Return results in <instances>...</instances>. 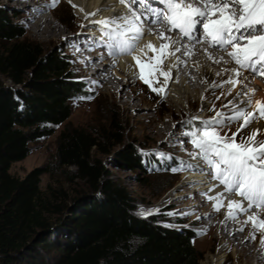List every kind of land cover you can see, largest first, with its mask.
Returning a JSON list of instances; mask_svg holds the SVG:
<instances>
[{
	"label": "trees",
	"instance_id": "1",
	"mask_svg": "<svg viewBox=\"0 0 264 264\" xmlns=\"http://www.w3.org/2000/svg\"><path fill=\"white\" fill-rule=\"evenodd\" d=\"M10 14L0 9V264H199L194 232L163 226L153 215L137 217L128 190L108 177L96 153L110 138L120 144L118 133L61 130L55 164L68 183L82 184L73 195L52 184L40 188L42 175L53 181L51 166L23 178L10 174L30 143L69 119L71 99L81 90L64 57L26 41ZM116 156L123 166L140 168L134 150ZM53 222L65 230H50Z\"/></svg>",
	"mask_w": 264,
	"mask_h": 264
},
{
	"label": "snow or ice",
	"instance_id": "2",
	"mask_svg": "<svg viewBox=\"0 0 264 264\" xmlns=\"http://www.w3.org/2000/svg\"><path fill=\"white\" fill-rule=\"evenodd\" d=\"M58 2L52 0L45 7H55ZM116 2L123 6L121 12L107 17L103 13L112 11L114 4L105 3L90 13L79 9L87 21L80 27L99 33L88 38L89 44L106 48L114 62L121 56L135 61L140 67L138 78L162 99L166 96L165 89L172 79L173 69L184 63L182 57L191 59L199 45H206L201 51L207 60L224 63L223 56L217 59L213 53H226L230 62L236 65L235 68L218 71L216 76L224 77L220 80L201 77L199 82L208 85L206 91H210L215 100L208 101L207 96L202 95V105L197 114L181 122L187 129L181 135L188 138L193 151L188 152L190 160L181 161L171 170L174 173L193 171L204 176L203 183L211 185L208 192L223 186L224 191L208 197L210 200L222 201L225 193L239 197L238 200H228L226 219L238 222L241 215H246L247 219L238 231L243 232L250 224L252 230L248 239L254 241L259 232L260 248L264 249V218L259 215L264 212V140L258 139L264 130L244 131L253 122L264 120V100L256 99L255 91L247 88L245 81L248 77L240 79L244 72L252 78L264 77V0H155L160 7H153V0ZM149 35L163 43L154 44L151 40L145 43L144 39ZM149 51L154 53L148 57L149 70L160 88H154L143 75V57ZM177 53L180 56H176ZM170 57L175 59L164 64ZM198 63L193 61L194 65ZM128 67L132 77L137 78L134 66ZM157 76L164 77L163 81ZM174 82L178 83V78ZM217 89L221 90L220 96L215 95ZM221 96L226 103L217 109L215 101ZM230 96L232 99H228ZM204 103H211L212 107L206 108ZM204 112H212L213 115L204 118ZM233 125H237L236 132H231ZM179 142L183 144L185 141ZM213 181L217 184H212ZM213 206L216 211L220 210L215 204ZM138 214L146 217L155 214V210H141ZM204 234L205 230L197 233Z\"/></svg>",
	"mask_w": 264,
	"mask_h": 264
},
{
	"label": "rangeland",
	"instance_id": "3",
	"mask_svg": "<svg viewBox=\"0 0 264 264\" xmlns=\"http://www.w3.org/2000/svg\"><path fill=\"white\" fill-rule=\"evenodd\" d=\"M19 1L21 0H0V9L6 11L9 16H11L10 13L14 14L12 21L22 29L26 41L38 45L42 50H56L59 52L64 57L69 77H72L71 81L79 83L81 90L80 93L75 94L71 99V115L69 119L57 127L54 134L49 138L30 143L29 155L24 160L13 163L9 170L10 174L23 178L28 172L37 167L51 166L54 173L53 181L50 180V176L42 175L40 188L45 190L49 184H52L53 186L62 187L73 195L74 189L79 190L82 184L76 186L68 183L65 180L64 173L55 164L56 144L61 130L69 127L84 128L93 132L105 130L107 133H118L121 139L120 144L110 138L108 144L103 147L104 150L96 153L97 159L109 173L108 177L118 181L128 190L134 199V214L137 217L147 218L153 215L157 217V221L163 226L194 232L196 239L193 241V247L200 254L201 261L199 264H208L210 256H214L222 244L216 236L218 230L214 229L212 232L208 230L209 225H214L213 218H216L217 214L210 216L207 212H202L201 210L193 211V199L190 197L193 189L184 182V177L190 173L189 171L174 173L171 169L177 167V164L164 167L158 162H165L168 165L171 162H175L176 158H178V161L190 160L188 152L193 151V148L191 143L187 142L188 138L181 135L186 130L182 127L181 122L197 114L202 105V95L207 96L208 101H214L215 96L210 91H206L208 87L200 88L198 90L199 101L197 103H191L189 107L177 110L168 99H162L160 94L154 92L138 78L140 75L139 66L136 67L135 71L137 78H133L130 81H123L120 77L115 78L117 84H113L114 93L109 95L99 89L100 83L96 81L92 74L87 75L83 72L85 68L82 67V60L77 58L78 55L74 47L81 41H88L87 38L91 37L92 34L96 36L98 34L90 32L88 27L81 28V24L76 23L77 17L71 4L65 0H59L55 7H45V5L51 4L52 0L38 1L35 7L41 8L39 15L49 16L54 25L62 30L60 35L57 34L58 36L56 35L55 38L48 39V37L41 35L40 32L36 34L31 32L32 23L25 20L26 17L31 15L27 10L19 7ZM27 1L34 9L33 1L35 0ZM87 47L90 48L88 45ZM103 49L104 47H102ZM84 53L88 57L96 54L97 57L94 62L97 65H102L104 61H112V58L107 59L103 51H93L90 48ZM153 55L150 54L149 57ZM143 61V75L152 83L154 88H160L161 85L155 83L152 79L153 73H150L149 70L150 62L145 58ZM151 63H154V61ZM115 70L116 67H110L108 71ZM90 72H94V70H90ZM248 77L250 78L249 81H252L253 78L250 74ZM157 78L163 81V77L157 76ZM2 82L5 86H12L8 80L2 79ZM16 88L24 90L22 87L17 86ZM256 89H258V86ZM25 91L28 92L27 90ZM121 93L127 97L119 100L117 97ZM220 94L221 90L217 89L215 95L220 96ZM234 95L235 92H233ZM228 99H232V97L230 96ZM224 103L226 101L221 96L220 100L215 101L216 108L221 109ZM204 107L211 108L212 104L204 103ZM211 115H213L212 112L203 113L204 118H208ZM134 116L140 118L136 123L137 125L135 124ZM144 116H147L150 120L145 121L143 119ZM115 123L119 128L115 126ZM158 124H168V133L159 134L152 132L153 130L142 131L139 128L140 126L148 125L155 129L158 128ZM253 125H257V128L264 130V120H258L244 131L250 132ZM236 130L237 125H233L231 132H236ZM224 131H228V129H224ZM231 132H229V135H231ZM258 139L264 140V134H261ZM181 140L185 142L181 144L179 142ZM124 148H130L135 151L139 159L140 168L130 169L118 161L116 153ZM154 161H157L156 164L158 166L153 164ZM66 171L74 173V168H68ZM84 193L86 195V191ZM202 197V194L199 195L197 200L201 201ZM141 210L145 212L155 210V214L147 215L146 217L141 216L138 214ZM169 213H172V215H169ZM243 217L244 215H241L238 220L243 219ZM235 222L232 221V224ZM52 225H58V228L63 231L66 228L61 222H53ZM202 230H205V234L197 235ZM227 231L230 232V229L228 228ZM240 235H245V233L240 232ZM252 241L248 239L247 243L250 244ZM223 253L220 256L222 259L218 264L227 262L230 264H243L231 251ZM252 264H255V262Z\"/></svg>",
	"mask_w": 264,
	"mask_h": 264
},
{
	"label": "bare ground",
	"instance_id": "4",
	"mask_svg": "<svg viewBox=\"0 0 264 264\" xmlns=\"http://www.w3.org/2000/svg\"><path fill=\"white\" fill-rule=\"evenodd\" d=\"M38 1H33L34 9L31 7V4L27 0L19 1V7L27 10L31 16L26 17L25 20H28L32 23L31 32L34 34L40 32L41 35L48 37V39H52L57 34H61V29H58L57 26L54 25V22L51 21L49 16L39 15V11H41L40 7H35L38 4ZM67 3L72 5H77V8H74V14L77 17L76 23L87 24V21L84 18V12H93L98 7L107 4H114L115 7L112 11H105L103 15L105 17L115 15L121 12L123 6L116 2V0H65ZM45 2V1H43ZM31 7V8H30ZM84 9V12H81L79 9ZM33 9V10H32ZM37 11V12H36ZM91 27V26H89ZM58 36V35H57ZM153 41L154 44L163 43V41L156 40L153 36H146L144 42ZM89 42L81 41L74 47V50L77 52L78 59L82 60V67H84L85 74H92L96 81L99 84V89L103 92L112 95L114 93V83L115 78H119L123 81H130L133 79L131 72L129 71V65H133V70L136 71V63L130 57L121 56L118 61H104L102 65H97L94 62V59L97 57L96 54L88 57L84 52L88 51L90 48L87 47ZM201 48H197L195 54L189 59L187 56L182 57L184 63L181 64L177 69H173L171 76L172 79L169 80L167 89H165L166 96L175 109H183L189 107L191 103H197L199 101V89L208 87L207 84L200 83L201 77L205 79H211L212 81L220 80L224 77H217L216 73L218 71H223L224 69L235 68L236 65L230 64L227 60L224 59V63L216 64L211 60H207L201 51ZM150 54H154L149 51L147 56L143 57V59H147ZM108 57V55L105 53ZM213 55L218 59L221 55L215 52ZM176 56H180V53H177ZM147 57V58H146ZM175 57H170L169 60H165L164 64L170 63L174 60ZM193 61H198V65H194ZM102 62V61H101ZM114 65V66H113ZM110 67H116L115 71H108ZM197 67L199 70H197ZM90 70H94V72H90ZM249 73L244 72L240 79H244V77H248ZM178 78L179 82L175 83L174 81ZM164 79V77H163ZM264 77L253 78L252 81H245L247 88L254 90L256 95V99L264 100V85L262 80ZM258 86V89L256 87ZM161 87V86H160ZM227 88V87H226ZM127 97L125 94L118 95V99H122ZM145 117V118H144ZM143 119L145 121L150 120L147 116H144ZM139 117L134 116L135 124L139 121ZM137 125V124H136ZM142 131L153 130L152 132H157L159 134H167L169 131L168 124H158V128L153 129L152 126L143 125L139 127ZM257 125L252 126V130L256 129ZM157 130V131H156ZM184 182L186 185H190L191 189H193L190 197L193 203L194 210H201L202 212H207L210 216L217 214L216 218H213L214 225L208 227L209 232H212L214 229L218 230L217 237L222 242L221 246H219L217 253L214 256H210L208 260V264H218L222 259L220 256L224 254L225 251H231L235 257L241 261L243 264H264V249L260 248V239L261 234L259 232L256 233V239L252 241L250 244L247 243L249 238V233L252 230L251 225L245 227L243 233L245 235H240V231L238 229L242 226L243 221L247 219V216L244 215L243 219L236 221L232 224L233 220L226 219L227 216V202L229 199L238 200L235 196H229L225 194V198L222 201L210 200L208 197H214L217 193H220L217 189H214L212 192H208V185L203 183L205 180L202 178V175L196 173L186 174L184 177ZM183 182V183H184ZM203 195L201 201H198L199 195ZM219 207V211H216L213 205ZM246 206V205H245ZM261 218H264V214L259 213ZM225 225V227H224ZM230 229V232L227 229ZM247 236V238H246ZM246 238V239H245ZM223 245V246H222Z\"/></svg>",
	"mask_w": 264,
	"mask_h": 264
},
{
	"label": "water",
	"instance_id": "5",
	"mask_svg": "<svg viewBox=\"0 0 264 264\" xmlns=\"http://www.w3.org/2000/svg\"><path fill=\"white\" fill-rule=\"evenodd\" d=\"M58 225H53L51 228H50V230H55L56 228L58 229Z\"/></svg>",
	"mask_w": 264,
	"mask_h": 264
}]
</instances>
